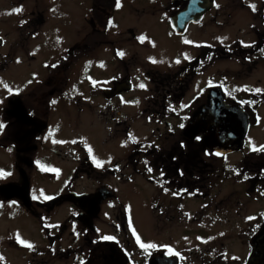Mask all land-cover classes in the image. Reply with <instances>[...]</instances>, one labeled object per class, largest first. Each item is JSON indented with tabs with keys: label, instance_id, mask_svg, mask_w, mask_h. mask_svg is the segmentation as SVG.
I'll return each mask as SVG.
<instances>
[{
	"label": "flooded vegetation",
	"instance_id": "af4514ba",
	"mask_svg": "<svg viewBox=\"0 0 264 264\" xmlns=\"http://www.w3.org/2000/svg\"><path fill=\"white\" fill-rule=\"evenodd\" d=\"M112 1L87 2L79 18V29L69 39L66 52L51 62V68L46 66V72H40L44 77L39 91L28 94L31 99L10 94L2 101L0 123L5 127L0 131V158L11 160L14 173L10 181L0 183L13 187L11 197L0 192V205H9L11 221L24 214L31 220H24L25 224L39 228L40 235L39 244H31L32 248L27 247L29 242L10 238V244L18 249L16 257L10 252L0 263L248 264L252 241L264 226V211L252 226L247 217L250 215L247 201L261 202L258 204L262 207L264 203V151H253L250 137L252 128L258 127L259 121L253 119L258 104L252 106L245 95L242 100L229 97L226 87L216 84L214 78L208 79L206 86L196 83L207 73L208 66L234 56L235 51L241 54L240 64L247 65V50L254 55L262 50L264 36L256 45L244 49L236 46L218 49L188 39L190 27L199 25L216 1L199 21L188 23L178 32L173 29L171 18L187 5L188 0H182V6L174 13L164 14L163 20L175 37L173 49L180 44L195 51L191 57H182L179 63L159 70L144 62L136 52L124 56L130 44L141 43L138 39L141 33L131 27L108 28L107 19L118 8L116 0ZM22 4L30 10L25 16L36 14L38 18L23 19L17 29L26 21L30 29L36 21L46 26L47 19L32 11L38 4ZM114 5L116 9H112ZM33 31L30 30L27 38L22 36L19 49L25 51L29 62L45 67L46 57L40 54L39 45L45 41L46 30ZM36 37L33 47H26V40ZM5 45L9 41L0 39V47ZM38 54L40 57H35ZM8 62L12 63V58ZM81 62L82 71L78 68ZM96 69L98 73L93 75L91 71ZM80 73L76 91L62 94L66 76L75 79ZM141 84L145 87L141 88ZM244 88L247 94V87ZM211 89L217 90L228 106L241 108L248 121V129L237 147L231 141L235 134L210 148L203 125L198 124L195 131L186 129L190 117L206 105ZM136 100L139 106L133 111L127 105ZM65 113L83 120L86 128L92 126L103 135L101 147L109 151L105 161L93 156L88 140L60 137L58 123L60 114ZM210 114L219 117L225 112L216 109ZM141 122L153 124L152 131ZM134 124L146 132L142 141L135 137L140 131ZM214 124L218 121L214 120ZM214 138L218 139V134ZM125 141L130 146L119 154L117 148ZM255 147H264V141ZM247 151L256 156L250 160ZM236 155L238 159L228 161ZM50 159L52 165L42 162ZM62 168L67 172L64 176ZM36 175L44 179L50 176L56 181L62 178L59 189L37 194L33 190ZM138 179L149 188L151 197L148 244L156 247L147 249V255L140 247V238L137 241L120 197L121 186L135 184ZM77 181L89 186L77 187ZM223 192L226 194L220 196ZM231 238L233 242L228 245L226 241ZM234 242L236 245H232Z\"/></svg>",
	"mask_w": 264,
	"mask_h": 264
},
{
	"label": "rangeland",
	"instance_id": "374dc122",
	"mask_svg": "<svg viewBox=\"0 0 264 264\" xmlns=\"http://www.w3.org/2000/svg\"><path fill=\"white\" fill-rule=\"evenodd\" d=\"M88 1L90 0H0V39L9 41V45L0 47V82H2L0 83V106L4 98L10 94H17L22 98L31 99L28 94L39 91V85L44 77V74L40 72H46V66L51 68V62L58 55L60 58V55L66 52L65 49L66 45L69 44V39L79 29V18L87 8ZM98 1L100 4L106 1L114 2L112 0ZM215 1L216 6L204 16V20L199 25L190 27L188 39L198 40L199 43L205 42V44L218 49H231L233 46L244 49L250 45H256L258 39L264 36V0ZM23 2L38 4V8L32 11L33 13H36V11L40 12L44 19H47L45 27L44 25L40 26V22L36 21L34 22L36 24L34 28L30 29L27 24L28 21H26L23 23V27L17 29L18 23L23 19L38 18L36 14L29 15V17L24 15L25 12L30 10L23 6ZM115 2L119 3L120 6L118 7L119 9H116V5L112 6V9L116 10H113V17L107 19L108 28L121 29L131 27L136 32L141 33L138 39L140 37L145 38L143 42L139 39L141 43L135 41L130 44L124 50V56L132 51L136 52L144 62L159 70H166L167 66L176 64L182 57H191L195 51L191 47H183L179 44L173 49L175 37L163 20L164 14L174 13L182 6V0H116ZM250 5H255L256 10L253 11ZM16 8H20L22 11L16 13L13 11ZM34 29L46 30L43 33L45 41L39 45L40 54L46 57L44 61L45 67L37 62H29L25 51L22 48L19 49L22 36L25 35V38H27L30 35V30L34 33ZM37 39L38 37L28 38L26 47H33ZM258 53L259 55L256 53L255 55L250 54V51L247 50V65H241V54L238 52L237 55L235 51L233 53L234 56L219 60L218 64L208 66L207 73L199 77V82L196 83L197 86L202 87L204 84L206 86L207 80L214 78L213 80L216 84L226 87L229 97L242 100L245 95L252 106L258 104L257 107H254L257 110L253 117L257 122L259 121L258 127H253L250 135L253 139V146L260 145V141H264V47ZM171 54L175 56L171 57ZM9 57L12 58V63L8 62ZM35 57L38 58L40 56L38 54ZM76 60L79 61L80 58ZM153 61L156 62L154 63ZM78 68L82 71L84 63H79ZM91 73L94 75L98 73V70H93ZM81 74H78L75 79L74 77L70 78L69 75L66 76L63 82L64 86L61 89L62 94H70L76 91V85L80 81L78 79ZM215 74L217 78L212 77ZM3 84H8L12 89L11 93L3 87ZM240 87H243L242 91H240ZM244 87H247V94L243 92ZM256 89H261V91L256 92ZM79 91L82 92L80 87ZM127 106L135 111L139 106L138 100L130 102ZM68 114H60L58 123L61 126V129L58 127L60 137L68 140H76L77 138H82L83 141L84 139L88 140V148L91 149L90 152L93 153V156L99 161H105L109 151L101 147L103 135L98 133L92 126L86 128L83 120L73 118ZM141 125L145 126L150 132L154 127L153 124L145 122H141ZM133 126L136 127V124ZM135 129L140 131V133L136 134V139L142 141L146 132L138 127ZM127 146L130 145L125 141V144L118 146L117 152L119 154L125 153L128 150ZM41 152L43 151L41 150L39 153ZM247 156L251 160L256 156V153L250 154L247 151ZM238 157L239 155L231 156L228 161L234 162ZM205 159L209 158L205 157ZM42 162L52 165L51 159ZM0 172L11 173V175L14 173V165L11 160L5 161L0 158ZM66 173V169L62 168L63 176ZM11 175L0 176V183L10 181ZM49 177L44 179L38 175L34 176V192L37 194L52 193L59 189L58 186H60L62 178L56 181ZM134 183L124 187L121 186L120 197L124 200V210L128 214L136 236L140 238V243L148 244L151 237V212L149 209L151 197L149 198V188L145 187L140 179ZM76 185L77 187L80 185L84 189L89 186H85L82 181H77ZM225 194L226 192H223L220 196ZM159 195L163 196L161 193ZM258 203L261 204V202ZM258 203L247 201V214H250L247 217L251 221L249 223L250 226L257 221L256 218L261 216L264 211V203H262L263 207ZM160 204L163 205V203ZM9 210V205H0V257L3 258L0 260L6 259L10 252L13 257H16L18 249L13 244H10V238L18 239L20 242H29L32 245L39 244L40 229L37 227L33 228L31 225V228L28 227L24 220L29 222L31 220L22 213L19 215L22 217H19L17 221H11L10 217L13 214H9ZM22 221L25 224L24 226H22ZM250 226L247 227V230ZM101 230H106V228L101 227ZM223 230L229 234L226 228H223ZM226 242L231 245L233 242L232 238ZM232 245H236V243L234 242ZM215 247H219V245ZM146 250L144 249V252ZM145 255H147L146 252Z\"/></svg>",
	"mask_w": 264,
	"mask_h": 264
},
{
	"label": "water",
	"instance_id": "95a60500",
	"mask_svg": "<svg viewBox=\"0 0 264 264\" xmlns=\"http://www.w3.org/2000/svg\"><path fill=\"white\" fill-rule=\"evenodd\" d=\"M213 5L214 0H188L187 5L171 18L173 29L182 32L188 23L199 21ZM216 109L223 110L225 115L214 117L213 114H210ZM214 120H217L218 124H214ZM198 124L204 126V134L210 148L213 147L215 142L225 140L232 134H235V137L231 141L237 147L243 139L246 127L248 128V121H246L242 109L226 105L222 95L215 89L210 90L206 105L199 108L191 116L186 129L195 131ZM214 125H218V128H215ZM217 134L219 140L214 138ZM12 191L13 187L10 185L0 186L1 194L7 198L11 197L10 193ZM252 249L248 264H264V226L253 239Z\"/></svg>",
	"mask_w": 264,
	"mask_h": 264
},
{
	"label": "snow or ice",
	"instance_id": "6c2138e0",
	"mask_svg": "<svg viewBox=\"0 0 264 264\" xmlns=\"http://www.w3.org/2000/svg\"><path fill=\"white\" fill-rule=\"evenodd\" d=\"M119 6H120L119 3H117V7H119ZM250 7L252 8L253 11L256 10V9H255V5H250ZM13 11L16 12V13H19V12L22 11V9H20V8H16V9H14ZM139 39L141 40V42H143V40H144L145 38H144V37H140ZM185 43H191V42L185 40ZM120 55H123V53H120ZM153 62L155 63L156 61H153ZM177 63H179V61H177ZM0 83H2V82H0ZM4 87H5L6 89H8V91L11 93L12 89H11L7 84H4ZM140 87H141V88H144L145 85L141 84ZM255 91H256V92H260L261 89H256ZM4 127H5V125H4L3 123H0V131H3ZM181 127H183V125H181ZM133 139H134V138H133ZM197 139H200V138L197 137ZM252 150H253V151H264V147H261V148L257 149L255 146H253ZM89 151H91V149H89ZM97 166H100L99 163L97 164ZM148 171L151 172L152 169H151V168H148ZM6 175H11V173L0 172V176H6ZM41 195H43V193H41ZM36 198H37V197L34 195V196H33V199H36ZM44 198H45V199H52V197H44ZM137 241L139 242V237H137ZM21 243H23V241H21ZM27 247L32 248L33 246H32L31 244H28ZM140 247L143 248V249H149V248H155L156 245H154V244H144V243H140ZM172 254H173V253H172L171 249H169V255H172ZM0 259H3V258L0 257Z\"/></svg>",
	"mask_w": 264,
	"mask_h": 264
},
{
	"label": "trees",
	"instance_id": "16d2710c",
	"mask_svg": "<svg viewBox=\"0 0 264 264\" xmlns=\"http://www.w3.org/2000/svg\"><path fill=\"white\" fill-rule=\"evenodd\" d=\"M263 45H264V43H263ZM263 47H264V46H263ZM263 47H262V48H263ZM257 54L259 55V53H257Z\"/></svg>",
	"mask_w": 264,
	"mask_h": 264
}]
</instances>
